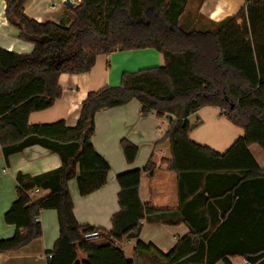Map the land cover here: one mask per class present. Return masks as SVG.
Returning <instances> with one entry per match:
<instances>
[{
    "label": "trees",
    "instance_id": "obj_1",
    "mask_svg": "<svg viewBox=\"0 0 264 264\" xmlns=\"http://www.w3.org/2000/svg\"><path fill=\"white\" fill-rule=\"evenodd\" d=\"M26 2L6 1L8 22L34 48L20 54L0 47V148L8 159L38 145L58 154L61 165L38 175L17 173V197L5 213L16 231L0 239V253L42 237L41 213L56 210L59 237L47 264H233L234 258L264 264V167L250 150L257 144L264 152V0H248L207 31L181 26L189 0H80L59 22L30 17ZM140 49L157 50L164 64L126 72L120 85L90 91L74 126L65 120L30 123L32 113L62 97L60 75L89 72L100 55ZM134 99L143 116L168 120L163 141H169L171 157L163 163L178 174L180 207L156 208L142 201V175L153 176L158 169L150 158L143 168L117 176L120 209L111 230L82 225L69 181L75 179L80 195L88 196L107 184L111 169L93 144L96 114ZM204 107L221 108L244 130L224 153L190 137V116ZM121 145L127 162L134 163L138 146L128 139ZM221 173L224 189L205 185L198 196L185 195V180L194 182V193L203 187L204 175ZM36 188L47 195L31 199ZM145 222L185 223L190 230L164 252L140 238ZM93 230L101 235L87 239ZM130 240H136L132 257L123 248Z\"/></svg>",
    "mask_w": 264,
    "mask_h": 264
},
{
    "label": "crops",
    "instance_id": "obj_2",
    "mask_svg": "<svg viewBox=\"0 0 264 264\" xmlns=\"http://www.w3.org/2000/svg\"><path fill=\"white\" fill-rule=\"evenodd\" d=\"M5 5L0 4V19L5 20L0 26V47L17 53H32L33 43L19 38V31L8 22ZM248 0H189L187 9L180 19L185 30H214L217 24L226 17L236 14L246 6ZM66 0H27L25 12L39 22L52 20L59 22L71 15L70 9L64 3ZM76 5L80 0H70ZM185 19V22L182 21ZM164 56L154 49L118 50L100 55L91 71L82 74H62L59 84L62 97L49 109L34 112L29 121L35 123L55 122L65 120L68 126H74L79 118L80 107L90 91L106 86H118L124 73H135L142 69L162 66ZM165 118L152 114L143 116L141 104L132 100L126 105L106 108L98 111L95 117L96 131L93 144L110 164L108 182L100 190L81 196L77 181L71 180L68 189L74 201V213L82 225H92L103 230H111L112 218L119 211L120 185L117 176L120 173L143 168L152 158L158 169L153 176L142 175L139 193L142 201L156 208L177 209L180 207L179 177L167 168L164 159L171 157L170 143L165 140L161 130ZM190 121H200V127L190 133L193 141L208 146L217 152L224 153L232 143L244 134V130L231 123L219 107H204L190 116ZM192 123V122H191ZM202 124V125H201ZM128 139L135 143L138 155L134 163L127 162L121 142ZM250 150L261 167H264V152L257 144H252ZM61 165L58 154L35 145L26 148L21 153L8 159L0 148V239L10 238L15 234L14 225L5 221V213L17 197L18 172L38 175ZM200 190L190 193L194 188L192 180H185L183 190L187 196H198L205 185L214 190H222L227 186L225 176L221 174L200 178ZM42 195H47L48 191ZM207 195V193H206ZM43 236L35 239L27 246L6 253H0V264H47V254L54 248L59 237V221L56 210H44L40 215ZM187 224L166 225L145 222L140 238L153 242L159 249L168 252L178 239L189 232ZM127 251H133L136 240L126 243ZM84 257V255H83ZM234 258L232 261L240 260ZM223 264V263H217Z\"/></svg>",
    "mask_w": 264,
    "mask_h": 264
},
{
    "label": "built area",
    "instance_id": "obj_3",
    "mask_svg": "<svg viewBox=\"0 0 264 264\" xmlns=\"http://www.w3.org/2000/svg\"><path fill=\"white\" fill-rule=\"evenodd\" d=\"M0 4L5 5V0H0ZM5 20L0 19V26L4 23ZM165 127L162 126L161 130L165 132ZM40 188H36L34 190H31L29 193V196L31 199L35 200L38 198V194L40 193ZM101 235V232L99 230H93L91 232L86 233L87 239H95ZM124 250L127 249L126 244L123 245ZM233 264H251L246 258H241L240 261H233Z\"/></svg>",
    "mask_w": 264,
    "mask_h": 264
},
{
    "label": "rangeland",
    "instance_id": "obj_4",
    "mask_svg": "<svg viewBox=\"0 0 264 264\" xmlns=\"http://www.w3.org/2000/svg\"><path fill=\"white\" fill-rule=\"evenodd\" d=\"M183 22H185V19H183L182 24H183ZM183 27H184V24H183ZM191 122H192V125H194V129L193 130H197L198 127H200V122H198V121L197 122L191 121ZM47 123H50V122H47ZM197 123H199V125L198 126H195V124H197ZM164 124L166 126H168V120H167V118L164 119ZM45 192H46L45 190H40V193L38 194V196L39 197L42 196ZM126 254H127L128 257H132V251L130 249H128L126 251ZM80 257H83V254L82 253H80ZM237 261H240V260H237Z\"/></svg>",
    "mask_w": 264,
    "mask_h": 264
},
{
    "label": "water",
    "instance_id": "obj_5",
    "mask_svg": "<svg viewBox=\"0 0 264 264\" xmlns=\"http://www.w3.org/2000/svg\"><path fill=\"white\" fill-rule=\"evenodd\" d=\"M68 8L72 7V3L70 2V0H66V2L64 3Z\"/></svg>",
    "mask_w": 264,
    "mask_h": 264
}]
</instances>
